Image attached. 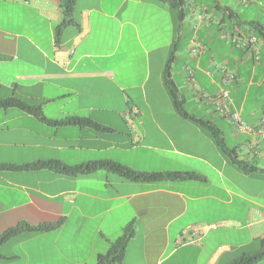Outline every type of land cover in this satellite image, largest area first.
I'll use <instances>...</instances> for the list:
<instances>
[{
	"label": "crops",
	"instance_id": "crops-1",
	"mask_svg": "<svg viewBox=\"0 0 264 264\" xmlns=\"http://www.w3.org/2000/svg\"><path fill=\"white\" fill-rule=\"evenodd\" d=\"M183 12L179 24L177 12L158 0H76L74 25L57 36L59 0H0V98L39 105L51 121L89 118L111 129L55 126L0 108V165L107 160L204 178L145 183L103 170L78 177L0 171V235L21 222L62 221L12 238L0 248V264H97L131 222L122 264H235L260 249L264 141L238 133L203 96H216L223 70L232 73L233 110L250 125L264 124V0H186ZM252 36L257 43L242 47ZM177 41L170 71L186 110L221 130L254 171L240 169L206 130L177 113L164 82ZM197 44L201 52L191 57ZM152 71L166 110L149 100Z\"/></svg>",
	"mask_w": 264,
	"mask_h": 264
},
{
	"label": "trees",
	"instance_id": "trees-1",
	"mask_svg": "<svg viewBox=\"0 0 264 264\" xmlns=\"http://www.w3.org/2000/svg\"><path fill=\"white\" fill-rule=\"evenodd\" d=\"M162 3L170 5V7L177 12L179 24L184 19L183 7L186 4V0H158ZM76 0H59V6L62 13V21L56 28V34L59 36L63 29L68 26L74 25L72 20V15L74 12V7ZM259 26V25H254ZM257 28V27H256ZM264 28L260 29L258 36H263ZM181 41V39H180ZM177 41L176 45L172 48L167 65L164 70V82L165 86L172 98L174 107L177 113L185 118L195 122L197 125L206 130L214 139L216 145L221 149V151L227 155L234 164H236L244 172L254 171L255 168L250 166L244 161H240L237 157V152L235 149L230 148L226 141L224 140L223 133L219 130L212 122L197 118L188 113L185 108V102L180 97L176 83L174 82L171 74V65L176 59V54L179 52V43ZM0 108H16L27 114L34 115L40 118L43 122L53 124L55 126H70L78 128H93L101 133L109 132L111 129L103 127L98 123H95L89 118L81 117H67L63 120L51 121L43 116L42 107L39 105L28 104L16 97H10L7 99L0 98ZM41 169H47L53 171L57 174L68 176V177H78L90 174L92 172L103 170L111 174H115L120 178L132 181V182H145V183H165L174 181H203L204 178L195 172H139L132 170L131 168L124 166L120 163L114 161H96L89 162L75 166L65 165L60 161H41L26 165H7L1 164L0 171H36ZM62 224V221L57 223H44L37 226L29 225L25 222H21L16 226L7 229L0 235V248L9 242L12 238L23 234V233H43L49 232L58 228ZM135 233L134 223H129L123 231L122 236L112 244L109 252L101 256L97 264H122L124 259V254L128 243L133 238ZM4 257L0 253V260ZM264 260V239L260 240V249L249 255H244L235 264H256L259 261Z\"/></svg>",
	"mask_w": 264,
	"mask_h": 264
},
{
	"label": "built area",
	"instance_id": "built-area-1",
	"mask_svg": "<svg viewBox=\"0 0 264 264\" xmlns=\"http://www.w3.org/2000/svg\"><path fill=\"white\" fill-rule=\"evenodd\" d=\"M245 2L247 0H244ZM209 16L206 14L199 15L200 21H206L208 20ZM258 38L256 37H250L246 39L242 43V47L249 48L253 46L255 43H257ZM201 52L199 44H197L194 48L191 49V57H196ZM188 74V80L190 82H194V73L191 68L187 69ZM236 80V77L234 74L229 73L225 70H223V77L221 80V88L218 92V94L214 97L209 96H203V98L211 104L215 111L222 117L230 119L232 124L234 125L235 129L240 134H246L251 137H254L257 140L264 141V124L260 126H253L247 123L245 120L242 119L241 115L233 110V101L231 98V90L230 86L231 84Z\"/></svg>",
	"mask_w": 264,
	"mask_h": 264
},
{
	"label": "rangeland",
	"instance_id": "rangeland-1",
	"mask_svg": "<svg viewBox=\"0 0 264 264\" xmlns=\"http://www.w3.org/2000/svg\"><path fill=\"white\" fill-rule=\"evenodd\" d=\"M180 54L185 56L183 49H182ZM153 72L154 71H152L153 75H152V78H151L150 83L148 84V88H147L148 93L150 94L149 100H151V102L153 103L154 106L156 104L157 106H160L161 109L166 110L167 104H166V101L164 100V98L162 96V94H164L163 90L158 87V77L156 76L155 72L154 73ZM164 90L166 93L165 96L167 95V97L170 99L168 92L166 91V89H164ZM126 94H127V96L130 97V100L133 99L137 102V104H141L142 106L144 105L143 100H142V96L140 95L139 92L137 94H135V91L128 90L126 92Z\"/></svg>",
	"mask_w": 264,
	"mask_h": 264
}]
</instances>
